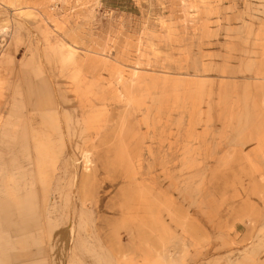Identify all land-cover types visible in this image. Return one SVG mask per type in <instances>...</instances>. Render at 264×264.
I'll return each instance as SVG.
<instances>
[{
  "label": "rangeland",
  "instance_id": "1",
  "mask_svg": "<svg viewBox=\"0 0 264 264\" xmlns=\"http://www.w3.org/2000/svg\"><path fill=\"white\" fill-rule=\"evenodd\" d=\"M0 264H264V0H0Z\"/></svg>",
  "mask_w": 264,
  "mask_h": 264
}]
</instances>
